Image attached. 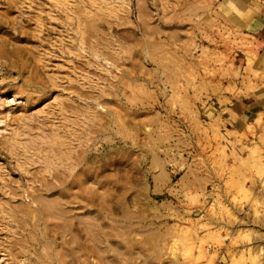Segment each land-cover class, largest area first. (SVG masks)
I'll list each match as a JSON object with an SVG mask.
<instances>
[{
	"label": "rangeland",
	"instance_id": "1",
	"mask_svg": "<svg viewBox=\"0 0 264 264\" xmlns=\"http://www.w3.org/2000/svg\"><path fill=\"white\" fill-rule=\"evenodd\" d=\"M256 14L0 0V264H264Z\"/></svg>",
	"mask_w": 264,
	"mask_h": 264
},
{
	"label": "bare ground",
	"instance_id": "2",
	"mask_svg": "<svg viewBox=\"0 0 264 264\" xmlns=\"http://www.w3.org/2000/svg\"><path fill=\"white\" fill-rule=\"evenodd\" d=\"M149 34H150V33H149ZM175 39H177V38H175ZM144 46H145V45H144ZM262 46H264V43H263V42L260 43V48H262ZM50 168H51V167H50ZM50 172H51V171H50ZM48 173H49V172H48ZM48 173H47V174H48ZM45 182H46V181H45ZM47 182H48V181H47ZM44 184H45V183H44ZM44 184H43V185H44ZM48 186H49V185H47V183H46L45 186H42V187L44 188L43 190H44V191H47V190H48ZM50 188H51V187H50ZM49 190H50V189H49ZM47 193H48V192H47ZM74 193H75V192H74ZM72 194H73V193H72ZM47 195H48V194H47ZM80 197H81V196H80ZM32 199L35 200L36 197H35V198H32ZM39 200H41V198H40ZM45 200H46V199H45ZM35 201H36V200H35ZM41 201H42V200H41ZM94 201H95V200H94ZM37 202H38V200H37ZM45 202H47V201H45ZM45 202H44V203H45ZM48 202H49V201H48ZM52 202H53V201H52ZM35 203H36V202H35ZM38 203H39V202H38ZM26 205H27V204H26ZM42 205H43V204H42ZM3 206H5V205H3ZM24 206H25V205H24ZM37 206H38V205H37ZM25 207H28V206H25ZM39 207H40V206H39ZM44 207H48V203H47V206H44ZM28 208H29V207H28ZM36 208H37V207H36ZM36 208H35V209H36ZM50 208H51V206H50ZM50 208H49V209H50ZM20 209H21V208H20ZM38 209H39V208H38ZM40 209H41V208H40ZM29 210H30V209H29ZM57 210H58V209H57ZM27 211H28V210H27ZM31 211H32V210H31ZM48 212H49V211H48ZM51 212H52V211H51ZM49 213H50V212H49ZM60 213H61V212H60ZM36 215H37V214H36ZM32 216H33V215H32ZM52 216H54V215H52ZM39 217H40V216H39ZM50 217H51V216H50ZM51 219H52V218H51ZM59 219H60V218H59ZM31 220H32V219H31ZM61 221H63V220H61ZM34 223H35V222H34ZM38 223H39V222H38ZM64 223H65V222H64ZM34 225H35V224H34ZM43 225H44V224H43ZM38 226H39V225H38ZM40 226H41V225H40ZM46 227H47V226H46ZM61 227H62V225H61ZM65 228H66V227H65ZM41 229H42V227H41ZM59 229H60V228H59ZM64 230H65V229H64ZM51 231H52V230H51ZM61 231H62V230H61ZM64 232H65V231H64ZM41 233H42V232H41ZM53 234H54V233H53ZM91 234H92V232H91ZM43 236H44L43 238H45V239H50V238H49V235L46 233V231L43 233ZM54 236H55V234H54ZM30 237H31V236H30ZM64 238H65V236H64ZM64 238H63V239H64ZM75 238H76V237H75ZM33 240H35V239L33 238ZM33 240H32V241H33ZM50 240H51V239H50ZM73 240H74V239H73ZM98 240H99V239H98ZM20 241H21V240H20ZM20 241H18V242H20ZM63 241H64V240H63ZM74 241H75V240H74ZM77 241H78V240H77ZM29 242H30V241H29ZM33 242H34V241H33ZM48 242H49V241H48ZM71 242H72V240H71ZM13 243H14V242H13ZM15 243H16V242H15ZM35 243H36V242H35ZM77 243H78V242H77ZM126 243H127V242H126ZM20 244H22V243H20ZM20 244H19V246H20ZM42 244H43V243H42ZM63 244H64V243H63ZM73 244H74V243H73ZM127 244H129V243H127ZM15 245H17V243L14 244V246H15ZM23 245H24V244H23ZM30 245H31V243H30ZM33 245H34V244H33ZM49 245H50V244H49ZM68 245H69V244H68ZM76 245H77V244H76ZM10 246H12V245H10ZM41 246L44 247V249H41V250L44 251L46 245H45V246H44V245H41ZM69 246H70V245H69ZM132 246H133V245H132ZM48 247H49V246H47L46 248H48ZM66 247H67V245H66ZM74 247H75V246H74ZM133 247H134V246H133ZM12 248H13V247H12ZM15 248H16V247H14L13 249H15ZM41 248H42V247H41ZM52 248H53V247H52ZM67 248H68V247H67ZM77 248H78V247H77ZM122 248H123V247H122ZM10 249H11V247H10ZM31 249H32V248H31ZM31 249H30V250H31ZM78 249H79V248H78ZM33 250H35V249H33ZM41 250H40V251H41ZM95 250H96V249H95ZM10 251H11V250H10ZM37 251H39V249H38ZM47 251H48V250H47ZM47 251H46L45 254H44V252H43L44 256H45L46 254H48ZM59 251H60V250H59ZM70 251H71V250H70ZM27 252L29 253V251H26L25 253H27ZM33 252H35V251H33ZM33 252L31 251V254H32ZM41 252H42V251H41ZM51 252H52V250H51ZM53 252H54V251H53ZM53 252H52V253H53ZM127 252H128V249H127ZM28 253H27V254H28ZM35 253H36V252H35ZM62 253H63V252H62ZM81 253H82V252H81ZM37 254H38V253H37ZM43 254H42V256H43ZM33 255H36V254H33ZM40 255H41V254H40ZM131 255H132V254H131ZM36 256H37V255H36ZM51 256H52V255H51ZM55 256H56V255H55ZM60 256H61V255H60ZM64 256H65V255H64ZM72 256H73V255H72ZM74 256H75V255H74ZM74 256H73V257H74ZM128 256H129V255H128ZM47 257H48V256H47ZM76 257H77V256H76ZM76 257H75V259H76ZM129 257H130V256H129ZM38 258H39V257H38ZM43 258H44V257H43ZM49 258H50V257H49ZM49 258H48V259H49ZM102 258H103V257H102ZM33 259H36V258L34 257ZM33 259H32V261H33ZM99 259H100V258H99ZM43 260H44V259H43ZM46 260H47V259H46ZM51 260H52V259H51ZM102 260H103V259H102ZM127 260H128V259H127ZM49 261H50V260H48L47 262H49ZM99 261H101V260H99ZM34 262H35V261H34ZM38 262H39V260H38ZM101 262H102V261H101ZM128 262H130V261L128 260ZM42 263H43V262H42ZM49 263L51 264V262H49ZM102 263H103V262H102ZM130 263H131V262H130ZM35 264H36V262H35ZM45 264H46V263H45ZM104 264H105V263H104ZM124 264H126V263H124Z\"/></svg>",
	"mask_w": 264,
	"mask_h": 264
},
{
	"label": "crops",
	"instance_id": "3",
	"mask_svg": "<svg viewBox=\"0 0 264 264\" xmlns=\"http://www.w3.org/2000/svg\"><path fill=\"white\" fill-rule=\"evenodd\" d=\"M248 26L250 27V29L252 30L253 33L258 34L264 30V20H261L260 16L256 14L254 16V18H252L250 20V22H248ZM262 41L264 42V40H262ZM223 99H224V101L226 99L225 102L230 103V100L228 97H226V98L222 97L221 100H223Z\"/></svg>",
	"mask_w": 264,
	"mask_h": 264
}]
</instances>
